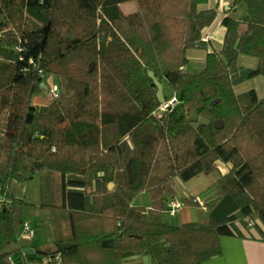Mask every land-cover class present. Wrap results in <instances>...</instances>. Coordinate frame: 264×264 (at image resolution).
<instances>
[{
	"label": "trees",
	"instance_id": "16d2710c",
	"mask_svg": "<svg viewBox=\"0 0 264 264\" xmlns=\"http://www.w3.org/2000/svg\"><path fill=\"white\" fill-rule=\"evenodd\" d=\"M130 1L137 6L125 12ZM206 1L0 0V264L25 247L8 250L22 202L9 185L40 171L60 184L62 204L53 207L68 236L33 248L52 253L67 243L65 264H119L151 254L154 243L156 264H202L220 253L223 235L253 228L264 238V98L234 89L264 77V0H233L244 17L222 19L221 49L191 73L187 51L206 47L202 31L216 14L199 7ZM239 55L255 67L238 65ZM48 76L57 94L35 105ZM218 161L229 170L211 195L178 201L206 207L208 223L163 221L178 181L213 172ZM142 193L146 206L134 204Z\"/></svg>",
	"mask_w": 264,
	"mask_h": 264
},
{
	"label": "rangeland",
	"instance_id": "374dc122",
	"mask_svg": "<svg viewBox=\"0 0 264 264\" xmlns=\"http://www.w3.org/2000/svg\"><path fill=\"white\" fill-rule=\"evenodd\" d=\"M126 3H123V10L125 12H131L137 6L135 1ZM255 65L253 67H255ZM197 71L198 69H189L188 72ZM45 81L48 86H45L46 88L44 87L42 92L35 94L32 97V102L35 105H46L51 101L52 95L49 89L51 84L55 83V78L53 76H48ZM253 83L256 84V82ZM257 86L259 88V94H264V91L262 88H260L259 84ZM164 89H168L166 84H164ZM105 129H113V126H106ZM214 171L219 176L222 174L220 170ZM215 173L210 172L208 174H200L185 182L178 181L176 184V198L180 202L183 201L184 197L189 196H198L200 199H204L206 193L209 194V192L212 190L211 186H214L215 184ZM9 193L14 198L22 200L16 209V216L20 221L18 224V241L17 243H13L8 247L10 252H13L19 245L25 247H34L37 250H47L57 241H60L61 239L65 240L67 238L68 233L65 232L63 225L64 223H61L60 218L64 214L63 210L61 208L59 209L62 204L61 188L59 182L54 179V176L51 172L40 171L28 181L13 180L9 185ZM209 195H211V193ZM149 202L150 198L148 194L144 193L139 194V196H137V198L134 200V204L139 206H146L149 204ZM53 206L59 207L54 208ZM190 208L195 214L197 213L199 215L197 218L205 217V221L209 219L208 211L206 212V210L202 209L200 206H184L179 212H176L175 214L164 211L162 213L161 219L165 222H168L169 224L177 225L179 222H181V220L184 221L185 219H188L187 211H190ZM257 221L264 229V226L260 220L258 219ZM25 222L29 223L31 229L28 233H25L23 229V223ZM195 222H198V220ZM207 223L208 222L205 224ZM25 234L28 235L27 238L24 237ZM138 255L139 256L127 260L125 264H151V259L146 257L145 254ZM19 261L20 257H17L16 262Z\"/></svg>",
	"mask_w": 264,
	"mask_h": 264
},
{
	"label": "crops",
	"instance_id": "0c3cea01",
	"mask_svg": "<svg viewBox=\"0 0 264 264\" xmlns=\"http://www.w3.org/2000/svg\"><path fill=\"white\" fill-rule=\"evenodd\" d=\"M125 4V3H124ZM128 4V3H126ZM233 5V0H207L206 3L201 4L199 7L201 9L213 8L215 10V17L213 21L206 26L202 31V37H208L205 41V48H192L187 51L188 62L183 68L185 71L189 69H198L201 70L205 64V56L207 52L215 50L219 51L223 45L225 27L222 25V19L225 16H231L236 19H242L245 15V6L243 4ZM123 9V3L121 4ZM244 25L241 24V29H244ZM256 59L254 57H248L245 55H239L237 59V64L242 67L251 68L256 64ZM190 66V67H189ZM192 73V72H191ZM264 77L255 76L253 78L244 80L234 86V89L237 93L247 91L249 89H254L258 98L263 99L264 94H259L258 84L260 88L264 91ZM253 82H256L253 83ZM220 170L221 175L225 174L229 167L223 162L218 161L216 163V169ZM215 173V171H213ZM216 180L219 177L215 173ZM110 184V183H109ZM109 186V185H108ZM112 187V186H109ZM212 187V186H211ZM208 192V191H207ZM199 200L200 198L196 196ZM177 201H179L176 198ZM186 205H182L174 212H169L175 214L179 212ZM202 209L208 211L206 207L200 206ZM188 219L184 221L181 220V223H187L189 221L198 220L199 223H206L205 217L197 218L199 215L194 213L190 208V211H187ZM208 217V215H207ZM264 230V229H263ZM220 248L221 251L218 255L212 256L202 262V264H264V238L261 237L259 233H256L253 228L250 230L244 229V234L228 236L223 235L220 237ZM139 255H133L126 257L121 260L119 264H125L127 260H130ZM146 257L151 259V264H155L154 256L152 254H145Z\"/></svg>",
	"mask_w": 264,
	"mask_h": 264
},
{
	"label": "built area",
	"instance_id": "2783aa9c",
	"mask_svg": "<svg viewBox=\"0 0 264 264\" xmlns=\"http://www.w3.org/2000/svg\"><path fill=\"white\" fill-rule=\"evenodd\" d=\"M202 39L203 41H206L208 37H202ZM57 89H58L57 84L52 83L49 89L52 96H56ZM175 101L176 100L174 98L168 101L167 103H164L163 108L167 107L169 104L175 103ZM181 206L182 204L175 199H171L170 201H168L169 212H174ZM23 229L25 233L30 232L31 229H30L29 223L27 222L23 223ZM24 237L27 238L28 235L25 234ZM24 248L25 247H21V250H18L15 255H10L8 257L9 262L11 264L17 263L16 262L17 257H20L21 264H65L63 254H62L63 252L60 250L52 252V253H41V254L36 253L34 255H30L24 252Z\"/></svg>",
	"mask_w": 264,
	"mask_h": 264
},
{
	"label": "water",
	"instance_id": "95a60500",
	"mask_svg": "<svg viewBox=\"0 0 264 264\" xmlns=\"http://www.w3.org/2000/svg\"><path fill=\"white\" fill-rule=\"evenodd\" d=\"M148 75L149 77H151L153 79V82L154 84L156 85L157 87V92H156V95H157V98L158 100L163 103L164 102V95H163V90H162V84L160 83V81H158V79L155 77L153 71H148ZM40 87L41 88H44L45 87V84L42 82L40 84ZM214 125L219 128L222 126V122L221 121H216L214 122ZM113 184L110 183L109 186H112ZM70 245L67 244V243H59L58 247L60 249V251L62 252H65L67 250V248L69 247ZM150 251H151V254L156 258V259H160L162 257V249L160 247V244L159 243H154L152 245H150L149 247ZM24 252L30 254V255H34L35 254V250L33 247H25L24 248ZM16 264H21L20 261L17 262Z\"/></svg>",
	"mask_w": 264,
	"mask_h": 264
}]
</instances>
